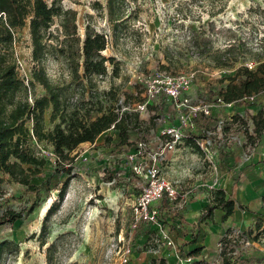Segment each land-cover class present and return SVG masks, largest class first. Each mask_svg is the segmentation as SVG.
Instances as JSON below:
<instances>
[{"label": "rangeland", "instance_id": "rangeland-1", "mask_svg": "<svg viewBox=\"0 0 264 264\" xmlns=\"http://www.w3.org/2000/svg\"><path fill=\"white\" fill-rule=\"evenodd\" d=\"M60 3L76 11L81 40L87 25L106 36L107 47L102 54L112 58L113 66L107 63V76L95 79L92 95L84 93L78 82H71L61 60L47 56L39 65L34 64L27 22L14 33L12 56L16 64L19 61V78L27 83L34 65L41 67L51 82L71 86L69 105L93 112L97 102H101L104 111L111 106L119 114H137L138 125L129 132L126 145L119 144V133L112 129L93 144L81 145L71 154L70 166L59 164L48 144L35 145L47 158L41 175L31 182L37 191L1 176L0 216L8 210L22 211L23 215L11 225L0 226V241H10L18 249L14 252L13 246L6 251L0 264H47L48 255L52 264H113L112 244L120 234H128L132 204L145 185L133 172L134 161L129 156L139 143L146 144L148 151L155 150L163 142L161 130L176 123L172 103L166 100L160 107L163 97L148 101L145 81L185 75L191 78L188 97L192 103L211 100L210 93L225 87L237 68L252 66L253 70L256 61L264 59V0H126L113 15L121 16L117 24L110 21L107 0ZM94 3L98 4L95 9ZM56 29L57 22L49 32L55 36ZM228 49L229 58H236V62L218 67L216 61ZM44 94L37 84L28 87L29 103ZM142 105L145 107L141 111ZM260 109L264 111V93L253 104H237L233 114L245 124L238 119L227 121L226 110L217 112L223 114L220 132L224 142L219 153L232 158L238 154L237 141L230 143L227 137L250 132L252 114ZM50 116L49 109L44 113L48 130L53 128ZM215 124L197 120V129L188 134L200 136L202 129H212ZM107 137L111 139L109 144ZM188 144L186 139L179 146L182 150L175 153L177 158L173 161L167 159V153L161 169L167 179L178 181L181 190L193 188L199 192L203 186L206 189L211 171L204 158L195 155V149H184ZM250 145L246 139L244 147ZM66 180L69 183L60 200L58 190ZM53 203L57 204L56 210L45 221ZM42 233L44 245H40Z\"/></svg>", "mask_w": 264, "mask_h": 264}, {"label": "trees", "instance_id": "trees-1", "mask_svg": "<svg viewBox=\"0 0 264 264\" xmlns=\"http://www.w3.org/2000/svg\"><path fill=\"white\" fill-rule=\"evenodd\" d=\"M125 2L126 0H107L110 21L119 23L121 16L114 18L113 15L119 12ZM97 6L98 4L94 3V9ZM76 16V11L64 8L60 0H51L50 3L46 0H0V183L1 176L5 175L15 184L24 186L29 191H37L38 188L31 182L41 175L47 158L36 150L35 145L48 144L56 161L70 166L73 163L71 154L81 145L93 144L110 129L118 131L119 144L126 145L130 137L129 132L138 125L137 114H119L111 106L104 111L101 102H97L93 112L69 105L67 98L71 93V86L51 82L41 67L34 65L29 72L27 83L19 78L16 60L12 56L14 33L24 28L28 22L34 64L39 65L47 56L56 61L61 60L71 82H78L84 93L92 95L95 79L107 76V63L113 66V60L102 54L107 47L104 34L87 25L81 40ZM55 22L57 29L56 35L53 36L49 30ZM229 54L230 49L223 51L216 61L218 67H228L229 61V65L236 62V58L231 60ZM256 62L257 66L253 70L246 66L237 68L235 76L229 79L230 82L225 87H219L210 93L211 99L238 104L245 103L244 98L254 95L256 101L258 96L264 93V59ZM36 84L42 87L45 94L34 97L30 104L27 97L28 87L33 88ZM165 101L162 98L160 107ZM49 109L50 122L53 123L51 130L46 129L44 121V113ZM236 119L246 123L237 116L232 122ZM251 120L253 132H245V136L249 144L253 145L264 134V111L258 110ZM106 142L109 144L111 139L107 137ZM189 143L195 147L194 142L190 140ZM68 183L66 180L58 190L60 200ZM56 207L55 203L49 207L45 221ZM215 208L224 210L222 219L225 220L232 214L234 204L225 199L223 191H212V205L206 208L199 221L208 218ZM22 215V211L8 210L0 216V226L11 225L21 219ZM261 227V222L257 221L256 228ZM44 234L42 233L40 245L45 244ZM14 245L7 240L0 242V263L4 253L10 251ZM17 250L16 247L14 252ZM47 264H52L49 255Z\"/></svg>", "mask_w": 264, "mask_h": 264}, {"label": "crops", "instance_id": "crops-1", "mask_svg": "<svg viewBox=\"0 0 264 264\" xmlns=\"http://www.w3.org/2000/svg\"><path fill=\"white\" fill-rule=\"evenodd\" d=\"M236 106L231 111L226 110L232 120L236 117L233 114ZM222 117L223 114L215 113L213 118ZM213 120L203 122L214 123ZM226 120L230 121L229 117ZM250 127V131L253 130L251 120ZM236 136L240 149L235 157L218 152L216 176L219 180L214 189L223 191L225 199L233 202L232 214L224 220V210L215 208L208 218L199 221L206 208L212 205V191L204 186L199 192L191 189L193 191L189 193V201L182 209L170 211L169 202L163 199L157 204L163 218L162 225H141L133 234L131 264H179L180 259H189V264H259L264 260V252L261 250L264 247V134L247 148L244 147L245 134ZM189 144L184 149H195V155L202 157L198 149ZM222 149L223 146L219 151ZM181 150L179 147L177 153H168L167 159L175 160ZM245 154H251L247 162L243 160ZM173 165L176 167L177 163ZM213 176L211 172L205 184L211 183ZM257 221L262 224L260 229L256 228ZM231 230L241 232L251 245L242 250L239 257L233 260L225 257L221 260L217 245ZM163 236L167 239H163Z\"/></svg>", "mask_w": 264, "mask_h": 264}, {"label": "built area", "instance_id": "built-area-1", "mask_svg": "<svg viewBox=\"0 0 264 264\" xmlns=\"http://www.w3.org/2000/svg\"><path fill=\"white\" fill-rule=\"evenodd\" d=\"M17 65L19 66V61H17ZM248 68L251 70L252 66H248ZM144 85L148 101L152 99L158 101L160 97H163L173 104L176 110V123L161 130L160 136L163 142L155 150L148 151L146 144L139 143L135 148V153L129 156V159L134 161L133 172L143 179L145 185L141 187L140 194L132 204L128 234H120L116 242L112 244L113 264H131L133 234L141 225H162L163 218L157 206L159 202L166 199L171 206L170 211L182 209L187 205L190 191L181 190L178 182L167 179L161 169V163L165 160L166 154L176 152L186 139L194 142L195 147L202 154L210 171L214 174L211 183L205 184L208 191H214L219 180L216 176L218 171L217 153L224 142V138L220 132L223 119L213 117L219 110L231 111L236 105L224 103L220 99L200 100L192 103L191 98L188 97L191 78L181 74L165 79L150 78L145 81ZM255 99L256 97L252 95L244 98L243 101L251 104ZM144 107L145 105L140 106L139 110H144ZM231 118L229 116L230 121H232ZM197 120H213L216 124L212 129H202L200 136H191L190 133L197 129ZM188 132L190 133L188 134ZM252 132L253 130L250 131V134ZM227 138L231 143V141H236L237 136L231 135ZM250 157L251 154H245L244 162H247ZM162 238L167 239L165 236ZM168 245L171 243L168 242ZM250 245L249 239L241 232L231 230L230 234L226 235L217 246L221 260L225 257L233 260L239 257L241 251ZM261 250L264 252V247ZM189 263V259L185 261L180 259L179 261V264ZM259 264H264V260Z\"/></svg>", "mask_w": 264, "mask_h": 264}]
</instances>
